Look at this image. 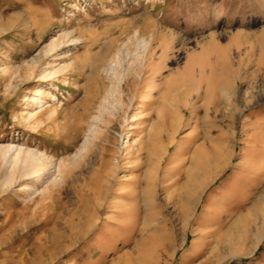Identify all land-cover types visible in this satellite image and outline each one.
Here are the masks:
<instances>
[{"label":"rangeland","instance_id":"1","mask_svg":"<svg viewBox=\"0 0 264 264\" xmlns=\"http://www.w3.org/2000/svg\"><path fill=\"white\" fill-rule=\"evenodd\" d=\"M0 264H264V0H0Z\"/></svg>","mask_w":264,"mask_h":264},{"label":"bare ground","instance_id":"2","mask_svg":"<svg viewBox=\"0 0 264 264\" xmlns=\"http://www.w3.org/2000/svg\"><path fill=\"white\" fill-rule=\"evenodd\" d=\"M58 39V38H57ZM61 41V40H60ZM59 41V42H60ZM58 42V41H57ZM52 46H55V43H51V48H53ZM141 64H143L142 62H141ZM168 103H166V104H163V106H164V108H166V113H163V114H161L160 116H163L164 114H166V115H164L163 117H162V123L164 124V125H166V122H167V119H168V117H167V113L169 114V111L170 110H172V109H169L168 108V105H167ZM174 107H177V106H175L174 105ZM161 108H163L162 106H161ZM178 108V107H177ZM175 114V113H174ZM134 114L132 115V117H133V119H134ZM179 116H180V114H176L175 115V117H176V119H178L179 118ZM133 119L131 120V121H133ZM134 120H137V117H135V119ZM171 122H173L174 123V121L173 120H171ZM157 127V126H156ZM163 130L161 129V128H159V130H157V131H155L156 133L153 135V137H154V139H156V141H159L160 142V140L162 141H164V143L165 142H170V139H169V137L166 135V134H161V132H162ZM116 135H118L119 137L121 136H123V133H121V132H118V133H116ZM164 135H166V137H164ZM156 143V142H155ZM218 143V145L217 146H215L216 147V149L215 148H213L212 150H210L209 149V151L211 152L212 151V153L214 154V160H213V163H210V164H206V163H201V159L200 158H202V154H201V152H198V155H197V157L193 160V161H191V163H190V168H188L187 170H186V180L184 181V183L186 184V182L194 175V174H196L195 172H198L199 173V175H205L206 173H207V171H208V173H209V176H212V174H213V166H218V165H221V164H223V160L225 159V158H227V152H226V150H224V148H222V144H221V141H218L217 142ZM158 145H161V148H163V143L161 142V144H158ZM212 148V147H211ZM204 150H208V148H205ZM203 150V151H204ZM149 151V153H150V155L151 154H154V150L153 149H150V150H148ZM216 153V154H215ZM156 154V153H155ZM204 154V153H203ZM207 157H208V155H207ZM205 158V157H204ZM218 162H220V163H218ZM59 170V169H58ZM152 177V175L150 174V168H147L146 169V171H145V178L146 179H149V178H151ZM189 182V181H188ZM208 182V179L205 181V184ZM185 186V185H184ZM185 188H187L185 191V197H183L182 198V206H189L190 204H194L195 203V201H196V199H197V197H199L198 196V187H196V186H194V185H191V186H189V185H186V187ZM197 202V201H196ZM193 210V209H192ZM53 235V234H52Z\"/></svg>","mask_w":264,"mask_h":264}]
</instances>
